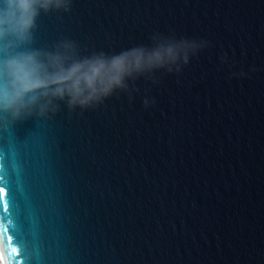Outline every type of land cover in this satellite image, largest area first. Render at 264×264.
<instances>
[{
  "label": "water",
  "instance_id": "95a60500",
  "mask_svg": "<svg viewBox=\"0 0 264 264\" xmlns=\"http://www.w3.org/2000/svg\"><path fill=\"white\" fill-rule=\"evenodd\" d=\"M31 33L98 90L0 113L7 264H264V0H70Z\"/></svg>",
  "mask_w": 264,
  "mask_h": 264
},
{
  "label": "clouds",
  "instance_id": "9594fccd",
  "mask_svg": "<svg viewBox=\"0 0 264 264\" xmlns=\"http://www.w3.org/2000/svg\"><path fill=\"white\" fill-rule=\"evenodd\" d=\"M69 6L70 0H0V113L12 121L44 116L65 97L69 105L84 106L98 90L92 76L73 79L75 68L55 65L58 58L50 56L45 63L36 50H18L30 41L41 11H68ZM192 46H160L157 56L161 62L175 61L184 52L186 61V49Z\"/></svg>",
  "mask_w": 264,
  "mask_h": 264
},
{
  "label": "snow or ice",
  "instance_id": "6c2138e0",
  "mask_svg": "<svg viewBox=\"0 0 264 264\" xmlns=\"http://www.w3.org/2000/svg\"><path fill=\"white\" fill-rule=\"evenodd\" d=\"M0 190H3V194L0 196V201H4V203L0 205V213H4L9 210L8 205L12 203L11 191L9 190L6 195L4 187H0ZM12 237L15 236L12 234V232L11 235H9V230L7 228L4 229L3 233H0V240H2L4 243L11 241ZM15 242L17 243V237H15ZM13 251H15V249H13Z\"/></svg>",
  "mask_w": 264,
  "mask_h": 264
},
{
  "label": "bare ground",
  "instance_id": "6f19581e",
  "mask_svg": "<svg viewBox=\"0 0 264 264\" xmlns=\"http://www.w3.org/2000/svg\"><path fill=\"white\" fill-rule=\"evenodd\" d=\"M0 264H7L5 256H4V250L1 247V242H0Z\"/></svg>",
  "mask_w": 264,
  "mask_h": 264
}]
</instances>
